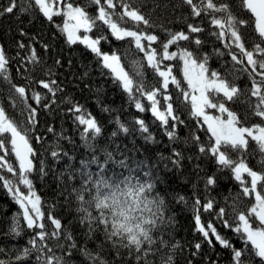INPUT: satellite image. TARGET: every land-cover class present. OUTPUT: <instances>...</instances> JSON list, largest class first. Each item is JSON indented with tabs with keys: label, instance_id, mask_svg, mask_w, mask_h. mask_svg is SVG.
<instances>
[{
	"label": "trees",
	"instance_id": "obj_1",
	"mask_svg": "<svg viewBox=\"0 0 264 264\" xmlns=\"http://www.w3.org/2000/svg\"><path fill=\"white\" fill-rule=\"evenodd\" d=\"M49 1L57 3V0ZM214 3L217 7L227 5L237 21H245L239 27L249 50L260 42L255 31L256 18L243 6L242 0H214ZM16 4L14 11L7 13L3 9L9 6V0H0V48L8 58L10 77L9 82L0 76V106L5 108L6 115L17 124L22 134H25V129L28 130L27 139L33 150L30 154L33 171L28 178L32 181V191L40 197L43 219L39 222L44 224L43 230L48 238L43 241L46 248L42 252L30 243L41 229L27 228L23 210L13 199L15 188L25 194L28 187L19 182V161L12 152L11 134H0V138L6 142V152L0 151V155H6L7 163L14 169L13 173H8L6 167L0 168V175L14 185L13 192H9L3 186L4 182L0 181V261L5 264H42L43 257L49 254L50 249V254L61 257L60 264H98L97 253L109 259L111 264H137L131 257L117 255L107 246L102 250L100 245L103 241L99 234L90 237L70 208L69 193L73 183L79 184L82 178L97 173L113 176L129 173L134 178L149 180L154 190L164 197L169 224L160 234L161 242L156 247L170 257L169 264H235L233 248L248 250L243 256L244 264H264L259 257H255L251 244H245L242 234L232 230L239 211L247 213L256 204L254 193L243 195V186L250 188L251 178L247 173H242V185L230 168H219L210 153L205 155L199 152L200 144L209 147L214 140L210 139L202 118L191 115V104L185 102L182 95L181 90L191 92L184 79L183 62L179 59L163 61L164 65L172 67V75L180 83V88L170 84L167 90L172 97L175 114L183 121L176 126L177 138L171 140L166 134L172 130L171 119L167 128L161 125L151 112V102L139 94L137 98L146 110L138 111L111 70L102 66V58L81 42L85 35L91 39L105 37L98 45L101 52L109 55L115 52L135 84L151 91L160 85L161 78L148 66L144 53L139 52L129 38L116 40L107 26L98 22L90 32L80 29L81 40L69 42L63 30L67 5L83 8L89 16L95 17L98 6L93 0H59V11L54 12L51 20L44 16L34 0H16ZM138 6L152 25L141 24L139 28L158 36V42L153 44L158 52L162 51V43L168 39V31L187 33L188 24L199 25L204 31L192 34V40L199 37L203 43L196 45L181 41L179 47L193 51L201 58L207 55V67L221 75L233 68L228 55L230 50L213 35L219 30L210 24L209 14L193 17L190 6L182 5L181 0H139ZM215 15L221 18L225 14ZM127 26L133 30L137 27L131 22ZM33 50L36 63L28 59ZM176 50L175 45L169 47V51ZM231 51L237 50L233 48ZM239 67L236 66L237 69ZM234 76V83L242 92L251 89L247 73L235 71ZM228 79L232 80L233 75H229ZM40 81H55V94L45 89ZM12 85L26 88V105ZM33 93L42 97L40 103L33 99ZM157 99L160 101L158 107L163 111L166 108L163 95H158ZM220 99H223L222 95ZM244 100L242 96L240 100L227 102L226 107L237 114L242 126H264V121L252 114ZM251 100L255 104L256 98ZM76 106L82 109L86 119L93 118L101 128V133L95 138L90 133L82 135L86 125H81L77 120L81 113L75 111ZM29 108L36 109L34 125L28 119ZM205 111L210 116L227 119V113L221 114L218 109L208 108ZM117 119L130 129L128 133L119 129ZM137 119L145 121L153 140L144 139L147 133L139 131V126L134 123ZM193 135L199 136L200 144L193 143ZM246 138L249 140L246 150L227 149V153L233 161L243 159L252 170L264 174V152L256 141ZM53 151L59 155L53 157ZM177 160L179 162L174 164L173 161ZM208 177H213L215 184L206 187ZM257 190L264 195L259 185ZM197 198L201 205L213 200V210L196 208ZM219 208H225L229 213L227 218L232 228L224 227L217 218ZM198 214L201 224L206 227L208 223H213L217 233L227 239L231 247L222 246L211 234L205 238L195 221ZM49 216L61 220L59 230L48 219ZM14 220L19 221V234L12 231ZM250 223L253 228L260 227L254 216ZM53 232L58 235L53 236ZM40 243L37 239V244ZM25 249H28L26 256L23 255ZM152 258L154 261L157 259L155 256Z\"/></svg>",
	"mask_w": 264,
	"mask_h": 264
},
{
	"label": "snow or ice",
	"instance_id": "obj_2",
	"mask_svg": "<svg viewBox=\"0 0 264 264\" xmlns=\"http://www.w3.org/2000/svg\"><path fill=\"white\" fill-rule=\"evenodd\" d=\"M98 6L97 15L91 17L88 13L80 7L73 8L71 4L67 5L68 11L65 15L69 16L75 21V24L69 27L68 22L64 25V31L67 33L69 42H75L81 40L76 35L78 29H83L85 32H90L98 22L107 26L111 35L116 40H124L129 38L131 42L135 44L136 49L139 52L144 53L148 66H150L155 73L161 78V83L158 87L153 88L151 91L145 90L140 85H136L134 80L121 66V58L113 52L111 55L102 53L98 47L102 39H90L89 36H83L81 42L85 43L88 48L92 50L98 57L102 58L103 67L110 69L115 79L121 84L122 89L128 94L129 99L134 101L135 108L144 112L146 109L141 100L137 98V94L146 97L151 102V112L153 116L160 121L161 125L165 128L169 126V119H171V129L167 131V136L171 140H175L176 126L183 123L179 116L175 114V109L172 103V97L167 94V90L170 84L176 85L180 88V83L175 76L172 75V67L170 65H164L163 61H170L173 59H179L183 62V75L187 81L189 91H182L185 102L191 104V115L195 118H202L203 124L207 125V132L210 133V139L214 140L209 147H205L200 144L199 136H192L193 143L200 144L199 152L201 154H211L215 158L217 166L221 169L230 168L237 181H242V173H247L251 178V186H243V195L250 196L255 194L256 204L248 209L247 213L239 211L235 216L236 226L232 228V224L227 218L229 213L225 208H219L217 212V218L220 219L226 228H232L236 233L242 234L245 244H251V250L255 257H259L264 262V195L261 191H258L259 187L264 190V174H258L252 170L244 162L243 159L233 161L228 153L227 149L234 151H244L247 149L249 140L246 137H250L253 141H256L259 148L264 152V126L255 125L253 127L242 126V122L238 118L237 114L226 107L227 102H235L240 100L242 96L245 97L244 102L248 104L252 114L261 118L264 121V0H242L243 6L250 10L255 18V31L258 33L260 42L255 43L253 48L249 50L246 47L245 39L241 34L239 25H243L245 21H237L231 14L227 5H221L217 7L214 0H181L182 5L190 6L191 15L193 17H200L202 13H207L211 16L210 24L218 29V32H213V35L224 43V47L229 49L228 55L233 62V68L229 69L225 75H221L215 70H210L207 67L208 56L205 55L202 58L197 56L193 51L183 49L179 47V42L187 41L201 45L203 41L197 37L192 40V34H198L204 31L199 25L188 24V32L168 31V39L162 43V51L153 47V44L158 42L159 38L155 34H150L146 30H140L139 25L151 27L150 20L146 18L138 6L139 0H93ZM39 10L49 20L52 19L54 12L51 4L48 0H34ZM17 7L16 0H9V6L3 9V12L12 13ZM119 9V11H117ZM216 13L225 14L221 18H217ZM2 14V13H0ZM131 22L137 27L135 30L129 28L127 23ZM147 42V43H145ZM175 45L176 51H169V47ZM24 47L23 44L20 45ZM235 48L237 51L233 52L231 49ZM218 54L219 50H216ZM33 63L37 62L35 51L33 50L28 57ZM138 63V62H137ZM8 58L6 57L4 50L0 48V76L9 80L8 76ZM236 66H240L238 69ZM241 71L247 73L251 80V89H245L243 92L234 83V72ZM233 75V79L229 80L228 76ZM42 86L49 92L55 94L57 88L55 81L45 82L40 81ZM14 92L26 105V88L12 85ZM163 95V102L166 108L161 111L158 105L160 101L157 99L158 95ZM223 97L221 100L220 97ZM256 98L255 104L252 103L251 98ZM33 99L37 103H40L42 97L33 93ZM219 101V102H217ZM15 104V98H13ZM218 109L221 114L227 113V119H221L220 116H210L206 113L205 109ZM75 111L81 113L77 116V120L81 125H86L84 133L82 135L87 136L89 133L93 138L101 133V128L97 125V122L89 117L85 118V114L79 106L75 107ZM36 109L29 108V122L35 124ZM247 118V117H246ZM139 126V131L144 134L146 141L153 140L152 134L149 132L148 126L142 119L134 121ZM119 129L128 133L130 129L117 119ZM239 125V126H238ZM51 131V129H49ZM25 134L21 133L17 124L11 120L5 112V108L0 106V134H11V146L12 152L15 153L16 159L19 161V182L29 189V194L24 196L20 193L18 188H15L13 199L23 210V220L26 221L28 229L39 228L41 231L36 233V238L30 241V243L37 249V251H44L46 245L43 243L48 237L44 229V224L40 223L43 219V213L40 208V197L32 191V181L28 178V174L33 171L32 161L29 159V154H32L33 150L29 146L27 139V129L24 130ZM115 136L116 133H113ZM0 151L6 152V142L3 138H0ZM53 157H57L59 154L55 151L51 153ZM179 156V153H176ZM179 161H173L178 163ZM7 168L8 173H13V166L7 163L6 155H0V168ZM43 171V169H41ZM0 181H3V186L13 192L14 185L10 180H6L3 175H0ZM215 184L213 177H208L206 180V187ZM149 189L153 188V184L147 185ZM183 199V197H181ZM196 208H203L204 211L213 210L214 201L208 200L201 205L199 198L195 200ZM236 209H233V213ZM34 214V215H33ZM254 216L259 221L260 227L253 228L250 223V219ZM51 223L55 225V228L59 230L61 228V220L48 217ZM195 221L198 229L205 238H208L211 234L215 236V239L224 247H231L229 241L223 238L217 233L216 227L213 223H208L205 227L201 224V216L198 214L195 216ZM20 224L18 220H14L12 231L19 234ZM53 236L58 235L57 232L52 233ZM37 239L41 241L37 244ZM211 243V240H209ZM199 247V245H197ZM248 251L237 250L233 248V260L235 264H244L243 256ZM49 254H46L42 259V264H60L61 257L50 254L51 250H48ZM28 254V249L24 250L23 255ZM21 259V257H17ZM38 259H40L38 257ZM0 264H5L4 261H0Z\"/></svg>",
	"mask_w": 264,
	"mask_h": 264
},
{
	"label": "clouds",
	"instance_id": "obj_3",
	"mask_svg": "<svg viewBox=\"0 0 264 264\" xmlns=\"http://www.w3.org/2000/svg\"><path fill=\"white\" fill-rule=\"evenodd\" d=\"M149 183L129 173L86 176L70 186V208L90 237L99 234L102 250L107 246L137 264H169L170 257L156 247L169 224L166 204L162 195L147 187ZM96 260L98 264H111L99 253Z\"/></svg>",
	"mask_w": 264,
	"mask_h": 264
},
{
	"label": "rangeland",
	"instance_id": "obj_4",
	"mask_svg": "<svg viewBox=\"0 0 264 264\" xmlns=\"http://www.w3.org/2000/svg\"><path fill=\"white\" fill-rule=\"evenodd\" d=\"M48 2L51 4L53 12H58L59 11V7L57 5V3H59V0H57V3H55V1L53 2V1H49V0H48ZM73 8H76V7L73 6ZM66 11H68L67 8L65 9V13H66ZM65 13H64L63 28H64V25H65L66 22H68L69 27H71L72 25L75 24V21L72 20L69 16L65 15ZM79 31H80V29H78L76 31V35L79 36L80 38H82ZM66 35H67V33H66ZM29 159H30V154H29ZM21 194L24 195V196H27L29 194V189L27 190V192L25 194H23V193H21Z\"/></svg>",
	"mask_w": 264,
	"mask_h": 264
}]
</instances>
